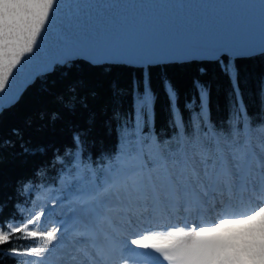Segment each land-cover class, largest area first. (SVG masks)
Wrapping results in <instances>:
<instances>
[{
    "label": "snow or ice",
    "instance_id": "6c2138e0",
    "mask_svg": "<svg viewBox=\"0 0 264 264\" xmlns=\"http://www.w3.org/2000/svg\"><path fill=\"white\" fill-rule=\"evenodd\" d=\"M58 7L59 0H0V93L7 92L10 77L15 79L26 71L30 62L50 67L41 52L39 40L43 38ZM231 50L224 48L219 51ZM246 51L251 58L264 57V44L258 49L249 47ZM71 59V55L65 51L56 61L67 66L62 73L65 78L71 70ZM95 62L94 56L89 58V63ZM222 69L231 84L233 101L237 102L240 96L239 71L231 61L222 63ZM194 87L196 94L186 100L185 108L198 106L200 112L206 114L210 87L200 81H196ZM86 88L82 79L69 80L64 91L53 96V103L58 107L38 113L36 117L42 122L39 125L41 128L49 125L55 127L58 121L65 122L77 153L82 150L96 119L89 105V97L95 98V91H85ZM165 94L169 111L175 117L180 112V98L174 86L167 81ZM257 94L261 100L258 116L264 122V77L257 82ZM15 99L18 100V97ZM155 102L156 96L150 83L143 86L142 92L138 89L133 132L136 142L129 144L126 159L112 166V174L95 191L86 192L77 185L76 193H70L78 204V213L100 219L104 217L108 201L118 199L124 209L136 210L138 222L153 226L146 229L153 231V234L140 235V238L125 241V244L154 249L169 264H264V206H261L264 205V156L257 157L242 149L228 151L219 145L215 150L202 146L199 153L191 156L186 152L169 154L163 150L146 153L144 146L147 141L140 133L144 126L154 120ZM3 108L4 105L0 104V111ZM238 115L247 116L246 109L238 108ZM31 124L29 120L28 126ZM13 131L17 137L23 138L22 132ZM123 135L127 139V128ZM49 150L47 145L24 149L31 155H46ZM249 191L257 196L259 203L243 213L234 211L236 196ZM209 200L214 210L219 209L215 220L202 219L199 224L193 221V226L188 228V217L200 212ZM180 209L187 213L184 226L171 225L172 230H168L171 212ZM44 215L45 212L41 210L26 219L20 218L19 223L15 222V216L0 218V250L5 245H12L14 238L16 241L42 238L44 243L41 247L33 246L31 250L23 252L18 247H9L4 254L37 258L22 264H46L45 250L50 251L64 229L61 225H55L51 230H41ZM128 226L132 227L131 220ZM154 228L164 230L157 232ZM141 255L149 257L151 253ZM156 260L159 261V258ZM94 264H115V261L101 254V260ZM146 264H153V261L148 260Z\"/></svg>",
    "mask_w": 264,
    "mask_h": 264
},
{
    "label": "trees",
    "instance_id": "16d2710c",
    "mask_svg": "<svg viewBox=\"0 0 264 264\" xmlns=\"http://www.w3.org/2000/svg\"><path fill=\"white\" fill-rule=\"evenodd\" d=\"M230 61L239 71L237 102L233 101L231 84L222 69V63ZM71 65L67 78L62 74L67 66H56L52 73L39 77L29 86L15 105L0 113V218L15 216V222L19 223L20 218H27L25 210L32 208L36 200L51 195L54 200L63 202L61 198L67 190L76 193L79 185L86 191L91 176L100 182L105 166L113 164L119 156L124 161L129 144L136 142L133 132L138 89L142 92L147 83L151 84L156 102L153 122L140 133L147 141L146 153L163 150L169 154L186 152L191 156L199 153L202 146L215 150L220 146L219 141L226 150L232 151L247 148V140L257 143L258 137L264 138V122L258 116L261 100L257 94V82L264 77V57L233 59L224 56L217 61L145 68L93 65L83 60ZM76 78L85 82V91H95V98L89 97L95 123L79 153L65 122L41 128L42 122L36 119L38 113L58 107L53 103L54 94L63 92L65 84ZM165 81L174 86L180 98V112L175 117L169 111ZM196 81L210 87L206 114L201 113L198 106L185 108L186 100L196 94ZM238 108H245L247 116L238 115ZM249 118H252L250 123ZM29 120L32 121L30 127ZM125 128L129 133L127 139L123 135ZM13 130L22 132L23 138L17 137ZM41 145L49 147L46 155L24 151ZM43 243L42 238L20 241L14 238L12 245L0 250V264L35 260L36 257H13L4 253L9 247H18L23 252L33 246L41 247ZM45 252L46 257L51 256V251Z\"/></svg>",
    "mask_w": 264,
    "mask_h": 264
},
{
    "label": "water",
    "instance_id": "95a60500",
    "mask_svg": "<svg viewBox=\"0 0 264 264\" xmlns=\"http://www.w3.org/2000/svg\"><path fill=\"white\" fill-rule=\"evenodd\" d=\"M39 44L50 67L32 61L10 77L0 93L3 110L39 77L65 66L56 63L65 51L71 63L94 56L90 64L134 68L249 58L247 48L264 44V0H59Z\"/></svg>",
    "mask_w": 264,
    "mask_h": 264
},
{
    "label": "rangeland",
    "instance_id": "374dc122",
    "mask_svg": "<svg viewBox=\"0 0 264 264\" xmlns=\"http://www.w3.org/2000/svg\"><path fill=\"white\" fill-rule=\"evenodd\" d=\"M257 139H258L257 143H253V142L251 143L250 140H247V143L249 144L247 145V148H244L242 150H247L251 153H254L257 157L264 156V138L258 137ZM219 144L221 147H223L220 141ZM122 162L123 159L121 156H119L118 159L113 164H111L110 166H105L102 172L100 183L93 176H91V178L88 180L89 185L87 187L86 192L95 191L97 186L99 184H102L105 181V179L112 174L110 171L112 166L114 164H121ZM70 193H72L70 190H67L65 192L64 196L61 198L63 202L54 200L51 195H47L45 198L36 200L32 208L25 210V214L27 215V217L30 214L38 213L41 210L45 212V215L41 219V224H40L41 230H51L55 225H61L64 229L60 233V239L57 242H55L54 246L50 248L51 256L45 257L50 259L47 261L46 264H65L67 263V259H66L67 257L70 258L72 255H76V254L82 256V258L88 259V263H94L95 261H100L101 254L103 255L104 252L107 253V256L109 255L108 257L110 256L112 257L114 256V252L119 250L121 253L125 254L126 257L129 254L130 255L134 254L135 257L144 260H149L151 258V256L145 257L141 255V253L144 252L149 253L148 251H143V248L134 245H131L130 247H123L121 243H125V241H130L132 238H140V235L153 234V231L146 230L152 228L153 227L152 225L143 227L140 224V222L136 221L137 220L136 216H134L129 212H126V215L128 220H131L132 227H129L127 222L117 219L115 217L116 212H118L119 209L120 211H123L122 209L123 206L121 205L118 199H111L112 200L111 203L110 201H108L104 209V217L100 219L87 217L88 221L84 220L83 215L79 214L77 211L78 204L76 203L74 196L71 195ZM54 209H56V212H53ZM184 217H186V214L183 211H180V215H179L180 220L178 219L179 223L178 222L169 223L170 225L168 226V230H172L171 225H177L183 227L184 226L183 220L185 219ZM107 221L110 222V225L107 223ZM195 223L199 224L198 221H195ZM190 225L192 227L193 223H191ZM190 225H188V227H190ZM112 226H114V228L116 227L120 229L121 233L115 232ZM163 230H164L163 228H154V231L157 232ZM97 231H100V233H102L103 237L106 238L107 241H112L115 244H118L119 248L113 246L108 250L105 249L104 251H102L101 248L97 245L98 243H94V239L92 238V235L93 236L96 235ZM73 233H79L80 235H85V236L88 235V237L90 236L89 239L91 240V242L87 243L86 245H79L78 242L79 237L78 236L74 237L72 235ZM136 233H139V235H135ZM67 244L74 247L69 252L68 256H66L68 252ZM93 247L96 249V254L95 253L90 254V250ZM103 248H107V247L103 245ZM148 250L155 251L154 249H148ZM157 254L159 255V253ZM158 258L159 261H155L156 259H152V261L155 264H159V262L164 261L162 256L159 255Z\"/></svg>",
    "mask_w": 264,
    "mask_h": 264
},
{
    "label": "bare ground",
    "instance_id": "6f19581e",
    "mask_svg": "<svg viewBox=\"0 0 264 264\" xmlns=\"http://www.w3.org/2000/svg\"><path fill=\"white\" fill-rule=\"evenodd\" d=\"M109 201L111 203L112 200L110 199ZM258 203H259V201L257 199V196L255 194H253L251 191H249V192H246V193H243V194H238L236 196V198L233 201V209H234V211L243 213V212L249 211L250 209L256 207V205ZM261 206H264V205H261ZM122 209H123V211H120V209H119L118 212H116V216L115 217L117 219L128 223L129 220L127 218L126 212H129V213L133 214L134 216H136L135 215V212H136L135 209H131V210H127V209H124V208H122ZM218 210H219L218 208H216L215 210L212 208L211 201L209 200L208 203L206 204V206L200 212L194 213L193 216L188 217L189 223L191 224V223H193V221L194 222L198 221V223H200L202 219L203 220H207V221H213L216 218V212ZM180 211L185 212L183 209H180L179 211L171 212V214L169 216L170 223H176V222H178L180 220V218H179ZM186 216H187V213H186ZM83 219L87 220L86 216L83 215ZM107 223L109 224L108 221H107ZM140 224L143 227L149 225L147 223H140ZM190 224H188V225H190ZM188 228H191V225ZM72 235L74 237H77V236L79 237V239H78L79 245H86L87 243L91 242V240L89 239L90 236L88 237V235H86V236L85 235H80L79 233H73ZM92 238L94 239V243H99L102 246L105 245L107 247V248H103V250H105V249L108 250L109 248H112L113 246L114 247H118V244H115L112 241H107L106 238L103 237L102 233H100V231H97L96 235H94V236L92 235ZM67 245H68V247H67V251L68 252H67L66 256H68L69 252L74 248L73 246H70L69 244H67ZM121 245L123 247H130L131 246V244H129V243H127V244L121 243ZM91 253L92 254H94V253L96 254V249L94 247L90 250V254ZM73 257H75V259H73ZM153 257H158V255L155 254V255H153ZM153 257H151V259H150L151 261H152V259H154ZM110 258L115 261V264H137V263L138 264H146V261H148V260L137 258V257H135L134 254L133 255L129 254L126 257L125 254L120 252V250L114 252V256H112V257L110 256ZM66 259H67V263H65V264H94V263H88V259L82 258V256H79L78 254L72 255L70 258L67 257ZM63 260H64V258H63ZM100 260H101V258H100ZM153 264H155V263L153 262ZM162 264H169V262L163 261Z\"/></svg>",
    "mask_w": 264,
    "mask_h": 264
}]
</instances>
